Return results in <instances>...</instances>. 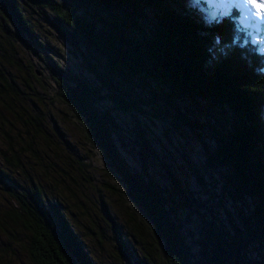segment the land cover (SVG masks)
<instances>
[{
  "label": "trees",
  "instance_id": "16d2710c",
  "mask_svg": "<svg viewBox=\"0 0 264 264\" xmlns=\"http://www.w3.org/2000/svg\"><path fill=\"white\" fill-rule=\"evenodd\" d=\"M233 15L204 23L177 0H0V123L77 131L111 172L108 192L118 183L139 214L117 237L124 252L144 223L140 256L123 264H264V54ZM0 194V264L19 248L31 264H92L34 180L0 166Z\"/></svg>",
  "mask_w": 264,
  "mask_h": 264
},
{
  "label": "rangeland",
  "instance_id": "374dc122",
  "mask_svg": "<svg viewBox=\"0 0 264 264\" xmlns=\"http://www.w3.org/2000/svg\"><path fill=\"white\" fill-rule=\"evenodd\" d=\"M177 2L184 12L204 23H214L235 13L232 17L235 18L240 33L244 34L240 41L251 42L257 51L264 54V23L253 22L250 19L243 0H177ZM36 39L44 45L46 51L59 52L63 56L69 54L63 50V44L52 36L45 38L37 34ZM38 69H41L40 66L35 65L34 70L37 72ZM50 84L48 79H44L43 85L47 87L45 89L49 93L48 96L52 94ZM18 105L19 103L12 105V110L21 112ZM60 117H63L62 113L57 112L55 119L59 120ZM6 120H9V117ZM22 121L23 119L15 120L10 125L7 122L0 123V166L9 169L10 176L20 184H25L26 177H30L39 185L46 200L57 204L58 211L71 225L92 264H121L126 256L135 254L140 256L143 247H140V240L146 241L144 223L142 220L139 222L144 230L142 236L135 239L133 235L134 239H130L131 244L124 252L117 237L119 234L125 237L131 233L129 229L131 224L128 221H132L131 216L133 223L140 221L139 214L132 211L130 204L122 198L123 194H119L121 186L117 182L113 185L115 194L108 192L104 182H107V176L113 179L111 172L102 160L86 150L79 140L77 131L71 125H67L63 127L65 133L60 135L55 128H47L45 136L41 138L38 131L23 124ZM57 124H60V121H57ZM150 130L152 136L162 138L165 128L163 125L150 126ZM32 136L37 138L32 140ZM182 136L183 134L177 133L181 141ZM185 137L187 138L186 135ZM31 148H37L35 157L28 151ZM13 153L19 160L20 169L6 166L8 164L5 160L12 159L13 156L10 154ZM74 153L79 156L78 160L89 161L91 170L82 165L81 168L77 164L72 165L71 160H77ZM76 167L86 173L85 177L76 170ZM7 204L8 199L0 194V210L7 208ZM4 241L5 238L0 235V242ZM11 264L31 263L23 249L19 248L16 259Z\"/></svg>",
  "mask_w": 264,
  "mask_h": 264
},
{
  "label": "snow or ice",
  "instance_id": "6c2138e0",
  "mask_svg": "<svg viewBox=\"0 0 264 264\" xmlns=\"http://www.w3.org/2000/svg\"><path fill=\"white\" fill-rule=\"evenodd\" d=\"M250 19L253 22L264 23V0H243Z\"/></svg>",
  "mask_w": 264,
  "mask_h": 264
}]
</instances>
